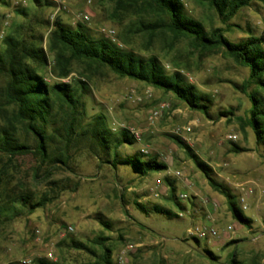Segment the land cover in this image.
I'll return each instance as SVG.
<instances>
[{
	"label": "rangeland",
	"instance_id": "374dc122",
	"mask_svg": "<svg viewBox=\"0 0 264 264\" xmlns=\"http://www.w3.org/2000/svg\"><path fill=\"white\" fill-rule=\"evenodd\" d=\"M181 1L186 12L200 19L206 29L226 26L202 1ZM113 8V0H0V43L16 30L26 36H42L38 44L46 57L42 70L45 80L85 81L88 116L102 114L113 132L125 128L130 133H140L141 141L123 146L122 154L139 151L154 156L166 169L138 177L127 168H112L79 151L69 167L56 169L51 179H34L32 168L36 160L32 155L19 156L10 165L6 164L7 157L0 155V168L5 166L12 176L10 187L29 190L35 196L55 186L58 191V197L45 207L30 214L24 212L0 226V264H34L36 258L81 264L93 260V256L68 247L70 238L90 244L99 254V247L90 242L97 236L107 238L113 264L117 252L127 243L137 245L128 264H264V156L251 128L246 126L243 130L238 120L246 118L251 104L248 94L257 90L264 104V90L251 86L243 92L241 84L248 78L249 70L221 51L201 52L187 39L171 42L166 33L151 43H147L145 34L126 35L124 31L135 16L126 12L114 15ZM82 12L89 14L87 22L79 17ZM57 18L71 27L83 26L94 37L105 36L102 27H113V42L141 56L156 55L168 72L179 71L187 83L206 94L210 98L207 115L190 109L170 93L117 77L92 62L72 60L68 77H56L58 68L54 51L50 50L49 34ZM230 23L231 29L225 34L230 40L245 39L250 34L264 36V2L256 1L243 8ZM4 84L5 78L0 74V90ZM160 104L165 105L162 114L148 120L150 112ZM223 111L233 115H220ZM186 127L190 129L184 130ZM229 134H236V141L229 140ZM170 136H178L236 197L240 184L253 188L249 209L242 211L251 219L249 225L233 218L225 197L210 187L194 160ZM235 146L244 151H235ZM176 171L181 177L175 175ZM157 180L159 194L154 196L152 189ZM168 180L175 187L176 197L187 195L186 199L176 200L179 205L166 199L170 192ZM202 199L207 200L206 206ZM134 200L146 206L162 204L177 217L144 214L134 206ZM235 204L240 208L237 199ZM207 214L220 235L195 241L190 231L197 223H209ZM231 224L234 231L224 238V230ZM68 225L73 231L64 233L63 228ZM232 240L235 242L227 245ZM205 250L215 257L210 258Z\"/></svg>",
	"mask_w": 264,
	"mask_h": 264
},
{
	"label": "trees",
	"instance_id": "16d2710c",
	"mask_svg": "<svg viewBox=\"0 0 264 264\" xmlns=\"http://www.w3.org/2000/svg\"><path fill=\"white\" fill-rule=\"evenodd\" d=\"M198 1H202L226 26L206 29L200 19L186 12L181 0H113L112 13H132L135 19L124 33L145 34L147 43L166 33L170 35L171 42L187 39L192 47L201 52L221 51L237 65L249 70L248 78L241 84L243 92H247L251 86L264 90V36L250 34L245 39L233 41L225 35L231 29L230 21L243 8L264 0ZM17 11L24 14L23 10ZM41 41L42 36H26L23 31L16 30L5 35L0 43V74L5 78L0 90V155L7 157L9 162L6 164H13L19 156L32 155L36 160L32 178L51 179L56 169L69 167L75 153L85 151L101 164H109L112 168L122 166L138 177L166 169V165L154 156L139 151L132 155L122 154L120 149L125 145H133L134 138L125 128L113 132L102 114L87 115L84 97L88 87L85 81L72 78L70 82L56 80L49 83L45 80L42 70L46 65V57L38 44ZM49 46L54 51L58 68L56 77L60 79L68 77L72 60H84L106 67L117 77L142 82L163 93H170L194 111L204 115L208 113L210 98L187 83L179 71L168 72L154 54L141 56L105 36H92L81 25L71 27L58 18L49 34ZM248 95L251 104L246 118L238 117V120L243 130L246 126L251 128L264 156L263 100L257 90H252ZM220 115L229 116L233 113L223 111ZM170 137L194 160L210 187L225 197L233 218L249 225L251 219L245 217L235 204L237 197L229 188L212 176L208 166L198 160L178 136ZM237 150L244 151L235 146ZM11 177L5 166L0 168V226L24 212L30 214L45 207L58 197L56 186L39 196L26 189L17 190L15 185L10 187ZM168 183L170 192L166 199L179 205L175 187L169 180ZM133 204L144 214L177 217L172 210L159 203L146 206L134 200ZM100 221L109 227L106 221ZM106 240L97 236L90 241L99 247V254L90 244L73 238H70L67 246L92 254L93 260L81 264H113L112 250ZM234 242L232 240L227 245ZM205 251L210 258L215 257L209 250ZM33 263L65 264L46 258H36Z\"/></svg>",
	"mask_w": 264,
	"mask_h": 264
},
{
	"label": "built area",
	"instance_id": "2783aa9c",
	"mask_svg": "<svg viewBox=\"0 0 264 264\" xmlns=\"http://www.w3.org/2000/svg\"><path fill=\"white\" fill-rule=\"evenodd\" d=\"M79 17L81 18L82 21L87 22L89 20V14L87 12H82L79 14ZM101 31L104 33L105 37L114 40V36H115V29L113 27H102ZM165 109V105L164 104H160L157 108H155L154 110H152L148 116V120L152 121L153 119L159 117L163 110ZM184 130H189L190 127H186L183 128ZM131 135L134 138L135 141H141V135L139 132L135 131V130H131ZM228 139L231 141H236L237 139V135L236 134H229ZM175 175L177 177H181L180 172L176 171ZM184 182L187 184H190L189 181L187 179H184ZM160 181L157 180V183L155 185V189H152V194L154 196H158L159 191H158V186ZM240 188V192L237 195V201L238 204L240 206V209L242 211L244 210H248L249 209V202L248 199L250 197V195H252L253 193V188L248 185V184H240L239 185ZM187 195L186 194H179V196H177V199L179 201L186 199ZM202 205L206 206L207 205V200L206 199H202ZM207 220L209 221V223H197L196 225L193 226L192 230L190 231L191 235L198 239V240H205V239H215L217 237H219V231L215 228V226L210 222L211 221V215L207 214L206 216ZM64 233H69L71 231H73V227L71 225L66 226L65 228H63ZM234 231V225H228L226 226L225 230H224V238L230 237V235L233 233ZM137 245L136 244H132V243H127L125 244L116 254L115 257V264H128L129 263V256L132 252L135 251ZM25 263V261H24Z\"/></svg>",
	"mask_w": 264,
	"mask_h": 264
}]
</instances>
